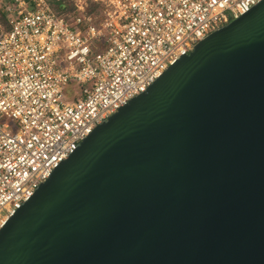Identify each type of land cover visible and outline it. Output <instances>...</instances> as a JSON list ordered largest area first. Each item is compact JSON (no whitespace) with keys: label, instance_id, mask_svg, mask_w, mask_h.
I'll list each match as a JSON object with an SVG mask.
<instances>
[{"label":"water","instance_id":"obj_1","mask_svg":"<svg viewBox=\"0 0 264 264\" xmlns=\"http://www.w3.org/2000/svg\"><path fill=\"white\" fill-rule=\"evenodd\" d=\"M0 264H264V0L96 126Z\"/></svg>","mask_w":264,"mask_h":264},{"label":"built area","instance_id":"obj_2","mask_svg":"<svg viewBox=\"0 0 264 264\" xmlns=\"http://www.w3.org/2000/svg\"><path fill=\"white\" fill-rule=\"evenodd\" d=\"M94 1L98 24L83 5L72 22L48 0L4 7L0 229L96 126L263 0Z\"/></svg>","mask_w":264,"mask_h":264},{"label":"rangeland","instance_id":"obj_3","mask_svg":"<svg viewBox=\"0 0 264 264\" xmlns=\"http://www.w3.org/2000/svg\"><path fill=\"white\" fill-rule=\"evenodd\" d=\"M12 1H14V0H0V12H3L4 7L7 4H11ZM59 1H63L67 7V11L63 13L64 14L63 16H65L69 22H72L74 20L75 16L78 14L77 6L83 5L85 7V9L87 8L89 10L92 8V5H93V0H48L49 4L57 11H58V9L56 8V6H57V3ZM98 14L99 13L96 14L97 17H99V15H100V14L99 15ZM6 30H7L6 25L0 19V35L3 32H5ZM4 122L11 123L12 120L9 118H5Z\"/></svg>","mask_w":264,"mask_h":264},{"label":"trees","instance_id":"obj_4","mask_svg":"<svg viewBox=\"0 0 264 264\" xmlns=\"http://www.w3.org/2000/svg\"><path fill=\"white\" fill-rule=\"evenodd\" d=\"M27 1H31V0H27ZM52 7V6H51ZM53 8V7H52ZM56 8L58 9V11L57 10H55L54 8H53V10L59 15V16H61V17H63V18H65L66 20H67V18L65 17V16H63L64 14V12H66L67 11V7H66V5H65V3L63 2V1H59L58 3H57V6H56ZM101 10H102V6H101V4L100 3H97V2H95L94 0H93V5H92V8L91 9H87L86 8V10H85V13H86V15H89V16H92V18H93V20H92V22H93V24H98V21L100 20V15L99 14H101ZM97 13H99L98 15H99V17H97ZM76 17V16H75ZM97 19H96V18ZM0 19L2 20V22L6 25V29L8 30L9 29V22H8V17H7V14L3 11V12H0ZM68 21V20H67ZM69 22V21H68ZM85 27V25L84 24H82V28H84ZM75 88H76V86H75Z\"/></svg>","mask_w":264,"mask_h":264}]
</instances>
